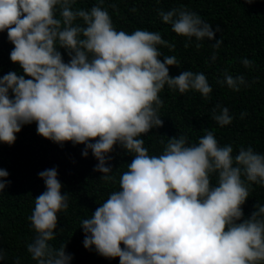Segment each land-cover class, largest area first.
I'll list each match as a JSON object with an SVG mask.
<instances>
[{"label":"clouds","instance_id":"obj_1","mask_svg":"<svg viewBox=\"0 0 264 264\" xmlns=\"http://www.w3.org/2000/svg\"><path fill=\"white\" fill-rule=\"evenodd\" d=\"M254 3V0H246ZM77 0H0V33H7L10 60L21 73L0 76V143L12 146L25 125L61 147L84 145L98 161L94 171L105 183H115L110 154L119 145L132 157L118 188L81 221L84 247L120 264H264V204L250 217L243 206L253 185L264 187V154L231 144L221 146L213 131L196 143L180 134L167 137L160 154H150L142 138L163 127L161 91L181 95L194 91L206 100L212 88L205 74L191 70L171 77L174 48L159 32L117 30L103 5L75 7ZM161 21L187 38L185 47H203L221 29L187 8L157 10ZM223 40L210 47L219 50ZM66 52L68 61L65 62ZM163 57V60H161ZM216 52L212 60H216ZM248 68L252 61L244 58ZM225 84L239 92L243 76L227 71ZM212 119L231 124L229 109L216 105ZM247 113H242L243 119ZM163 144L164 142L161 141ZM0 169V193L9 186ZM45 191L34 199L29 216L35 232L27 251L36 264H71L66 244L56 239L59 214L69 207L56 168L38 173ZM215 177V183L212 182ZM0 249V260L4 259ZM15 264H21L19 258Z\"/></svg>","mask_w":264,"mask_h":264},{"label":"trees","instance_id":"obj_2","mask_svg":"<svg viewBox=\"0 0 264 264\" xmlns=\"http://www.w3.org/2000/svg\"><path fill=\"white\" fill-rule=\"evenodd\" d=\"M97 3L98 0H77L75 7L91 9ZM102 7L107 9L118 31L159 32L162 39L174 45L171 49L159 46L164 55L175 56L179 61L178 67L169 69L171 77L185 70L203 73L212 88L206 100L197 92L190 90L181 95L165 86L159 94L163 103L158 113L163 127L152 129L142 137L150 154H160L167 137L182 134L190 143H196L205 129L214 132L221 146L231 144L234 154L241 146L245 149L251 146L264 154V0H254L251 4L246 0H103ZM181 7L197 13L212 25L213 31L216 27L221 29L215 33V40H223L219 50L211 48L215 40L207 38L200 42L203 45L200 49L195 47V38L186 48L187 38L176 35L171 25L161 21L157 10ZM13 47L7 33H0V76L9 71L22 72L10 60ZM61 51L67 62V53ZM214 51L215 61L212 60ZM244 58L252 61L251 67L242 64ZM225 71L233 77L243 76L246 85L239 92L230 90L226 84L221 86L217 81L223 80ZM216 105L229 109L231 124L221 127L212 119ZM242 113H247L243 119ZM84 147L70 142L61 147L46 140L37 134L34 123L22 127L12 146L0 143V169L7 170L10 182L0 193V249L5 254L0 264H15L17 258L21 264H36L27 251V244L35 235L28 218L34 199L46 190L38 173L50 168L58 171L62 194L70 195L67 212L59 214L52 245L59 248L66 244V253L72 256L71 264H120L118 258L106 259L95 249L87 250L80 227L81 221L89 218L98 204L118 188L119 176L132 157L117 145L108 161L116 182L105 183L99 180L101 174L94 171L98 161L91 151L87 158L82 155ZM212 182L215 183V177ZM257 202L264 204V187L253 185L243 206L245 218L250 217Z\"/></svg>","mask_w":264,"mask_h":264}]
</instances>
